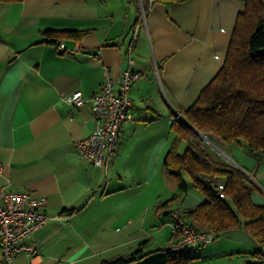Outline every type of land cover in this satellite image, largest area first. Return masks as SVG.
<instances>
[{
    "label": "crops",
    "instance_id": "crops-1",
    "mask_svg": "<svg viewBox=\"0 0 264 264\" xmlns=\"http://www.w3.org/2000/svg\"><path fill=\"white\" fill-rule=\"evenodd\" d=\"M243 8V0H155L143 17L140 0L0 2V186L44 197L49 216L24 238L30 254L0 264H100L143 241L152 252L140 261H164L170 211L205 199L183 172L186 191L157 208L179 193L164 165L171 123L222 66ZM46 29L78 34L46 40ZM105 67L117 80L128 67L141 75L130 87L133 117L120 127L115 154L94 166L76 149L95 126L90 102L75 106L65 98L97 92ZM219 149L227 158H213L248 173L252 201L264 204V153L244 143ZM256 247L244 230H225L189 264H243Z\"/></svg>",
    "mask_w": 264,
    "mask_h": 264
},
{
    "label": "trees",
    "instance_id": "trees-1",
    "mask_svg": "<svg viewBox=\"0 0 264 264\" xmlns=\"http://www.w3.org/2000/svg\"><path fill=\"white\" fill-rule=\"evenodd\" d=\"M14 1L20 0H0ZM243 1L244 8L236 16L222 66L187 109L177 110L180 115L171 123L174 136L164 165L176 180L179 193L157 208L168 207L186 191L182 178L185 172L193 186L205 195L201 204L182 210L188 221L201 223L215 238L225 230H244L257 247L243 264H264V204H255L251 199L253 180L233 164L214 159L202 140L206 136L219 148L244 143L251 151L264 153V0ZM141 2L145 9L149 1ZM60 33L78 34L72 30L43 32L46 40H55ZM219 182L222 189L217 186ZM144 243L100 264L137 262L152 252L144 250ZM163 252L164 261L155 264H189L198 254L165 248Z\"/></svg>",
    "mask_w": 264,
    "mask_h": 264
},
{
    "label": "built area",
    "instance_id": "built-area-1",
    "mask_svg": "<svg viewBox=\"0 0 264 264\" xmlns=\"http://www.w3.org/2000/svg\"><path fill=\"white\" fill-rule=\"evenodd\" d=\"M149 3L155 0H148ZM142 5V2L140 0ZM144 6L142 13L144 17ZM137 38V29L131 34L127 45V59L132 61V51ZM59 49L64 50L62 44ZM141 75V71L124 69L120 78L114 79L104 68V77L100 89L86 98L81 91L75 90L65 98L67 103L82 106L90 102L95 126L92 132L76 142L80 156L94 166H106L115 154L118 134L121 125L133 117L129 91L132 83ZM222 189L221 182L217 184ZM219 196L223 193L220 191ZM44 197L33 196L27 191L7 190L0 186V262L9 263L18 254H30L32 248L23 242L24 238L41 228L49 219L42 209ZM172 218V237L164 246L173 252L200 251L215 239L213 232L198 229L183 215L182 210L170 211Z\"/></svg>",
    "mask_w": 264,
    "mask_h": 264
},
{
    "label": "rangeland",
    "instance_id": "rangeland-1",
    "mask_svg": "<svg viewBox=\"0 0 264 264\" xmlns=\"http://www.w3.org/2000/svg\"><path fill=\"white\" fill-rule=\"evenodd\" d=\"M202 140L204 141V144H205L206 148L209 149L213 154H215L217 152L218 153V156L221 157L222 159L225 160V158H227V157H225L222 154V152L220 151V149L215 145V143L211 139H209L206 136H202ZM248 178H250V176H248ZM137 262H140V264H145L143 261H140V260H138Z\"/></svg>",
    "mask_w": 264,
    "mask_h": 264
},
{
    "label": "water",
    "instance_id": "water-1",
    "mask_svg": "<svg viewBox=\"0 0 264 264\" xmlns=\"http://www.w3.org/2000/svg\"><path fill=\"white\" fill-rule=\"evenodd\" d=\"M246 174H248V173H246ZM248 176H249V174H248Z\"/></svg>",
    "mask_w": 264,
    "mask_h": 264
}]
</instances>
